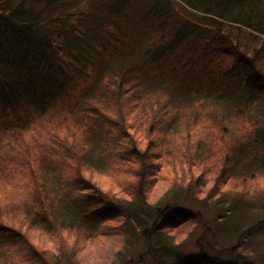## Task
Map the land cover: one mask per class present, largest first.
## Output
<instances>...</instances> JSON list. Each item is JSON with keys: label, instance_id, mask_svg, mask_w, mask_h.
Masks as SVG:
<instances>
[{"label": "trees", "instance_id": "obj_1", "mask_svg": "<svg viewBox=\"0 0 264 264\" xmlns=\"http://www.w3.org/2000/svg\"><path fill=\"white\" fill-rule=\"evenodd\" d=\"M262 172L264 0H0V264H259Z\"/></svg>", "mask_w": 264, "mask_h": 264}, {"label": "rangeland", "instance_id": "obj_2", "mask_svg": "<svg viewBox=\"0 0 264 264\" xmlns=\"http://www.w3.org/2000/svg\"><path fill=\"white\" fill-rule=\"evenodd\" d=\"M171 169L172 168H170L169 166L165 168L164 175L166 174L167 179L162 180L160 183H158L160 187L158 188L157 194H161L166 188H168L169 184L172 183L173 174H171L172 173ZM186 177H188V175H186ZM106 180H109L113 184L116 182L118 183L117 178L110 177V178H107ZM109 181H106V183L107 184L109 183L110 185ZM231 186L239 190L244 187L247 190H249L248 192L250 194L257 195L259 199L255 201L253 200L249 204H247L246 206L247 208L245 209V211H243V213L239 215L241 218L240 221H238V219H235L229 225L210 222L211 227L214 228L213 229L214 231L212 230V233H213L212 236L217 240H220V241L223 240V241L228 242L230 240L229 238L233 235L231 233L234 229L235 223L241 224L243 226V232L241 233V235L237 234L236 237H234V240L232 241L235 242L241 239L242 250L246 253V255L249 258L255 260L256 263L264 264V173L262 172V174L258 178H253L252 180L247 181L245 185L242 184L240 181L236 182L234 179H232L227 184V188L228 187L231 188ZM204 191H207V187L204 189ZM259 193L260 195H258ZM213 210H214L213 208L206 207V209L203 212L205 217L211 219V221L214 216ZM192 229H193V226L190 227L187 225L180 228L178 230L179 240L182 238H186L188 234H190V231ZM202 231H203L202 226L198 225L195 236H198L199 234H201ZM74 237H75V234H72V236L69 235L68 240L70 242H73V240L75 239ZM97 240H103V242H108V244H111L109 245V247L112 245L114 246L116 244L114 243L116 242V238L111 237V236H106V237L103 236L101 237V239H97ZM96 241L92 242L91 247H89L91 250L88 249L89 252L85 251V253L83 254L80 253V256L84 258L83 262H85L86 264L96 262L95 260L98 261L101 257L107 255L108 253L107 246L103 247V244H102L103 242L98 243V241L97 242ZM191 242H193L194 244V241L191 240ZM44 244L49 245L50 242H44ZM52 246L56 248L57 244L55 243ZM185 250H187V252H185V255L197 253V250L195 249L194 245H192V243H190L186 247ZM131 252L133 251L131 250Z\"/></svg>", "mask_w": 264, "mask_h": 264}]
</instances>
